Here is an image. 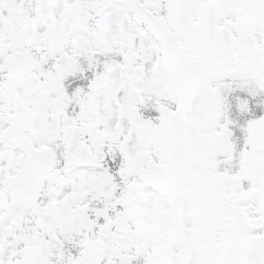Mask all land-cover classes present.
<instances>
[{
	"label": "snow or ice",
	"instance_id": "obj_1",
	"mask_svg": "<svg viewBox=\"0 0 264 264\" xmlns=\"http://www.w3.org/2000/svg\"><path fill=\"white\" fill-rule=\"evenodd\" d=\"M0 264H264V0H0Z\"/></svg>",
	"mask_w": 264,
	"mask_h": 264
}]
</instances>
